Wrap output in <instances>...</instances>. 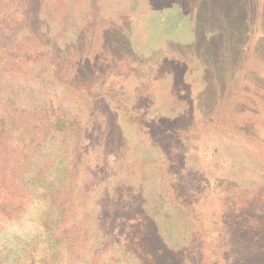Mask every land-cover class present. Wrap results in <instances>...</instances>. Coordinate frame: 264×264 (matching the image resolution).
I'll list each match as a JSON object with an SVG mask.
<instances>
[{"label":"rangeland","instance_id":"obj_1","mask_svg":"<svg viewBox=\"0 0 264 264\" xmlns=\"http://www.w3.org/2000/svg\"><path fill=\"white\" fill-rule=\"evenodd\" d=\"M28 3L15 9L21 24L7 47L62 60L70 78L92 82L102 95L93 99L60 83L48 62L6 59L0 107L49 105L80 119V173L92 195L81 210L93 214L94 227H108L136 264H154L156 233L180 264H203L202 251L218 264H264L257 262L264 259V226L246 223L223 200L226 180L264 186V0ZM107 93L120 96L142 127ZM233 119H257L260 138L211 124ZM171 179L198 220L170 200ZM155 192L161 201L149 200ZM195 223L201 239L192 236Z\"/></svg>","mask_w":264,"mask_h":264},{"label":"trees","instance_id":"obj_2","mask_svg":"<svg viewBox=\"0 0 264 264\" xmlns=\"http://www.w3.org/2000/svg\"><path fill=\"white\" fill-rule=\"evenodd\" d=\"M28 2L29 0H0V45L6 47L3 53H0V68L3 67L2 60L6 59L24 65L48 62L60 83L74 90H85L93 99H98L102 94L93 91V83L70 78L62 60L51 57L44 51L7 47L21 24L15 9L26 7ZM109 95L115 100L117 109L122 111L127 121L141 128V117L133 113L120 96ZM257 123V119H233L211 124L218 129L259 139ZM81 128L77 116L69 117L64 112L56 111L53 106L39 105L32 109L16 107L10 102L1 105L0 264L138 262V257H130L125 253L124 244L117 242L108 227L97 229L94 227L93 214L81 210L82 206L89 204L92 196L89 194V177L82 179L80 173L85 159V155L80 153L83 134ZM46 133H49V136H46ZM69 134L73 135L72 144L67 143ZM97 166L102 167L99 156ZM168 169V172L172 173V170ZM90 172L92 170L88 171ZM226 182L228 183L223 196L224 204L240 209L239 212L246 223L263 228L264 210L247 208L248 205L251 208L264 207V186L241 188L236 181ZM170 188V200L194 220H198L199 213L182 197L180 185L175 179H171ZM109 200L105 198V208H110ZM149 200L159 202L161 198L155 192ZM101 220L98 218V222ZM192 232L193 237L202 238L198 223H195ZM156 236V241L150 244V250L158 246L154 264H180L171 254L165 237L161 238L159 233H156ZM201 248H204L203 242ZM163 250L166 251L164 256ZM201 256L203 264H218L203 251ZM257 262L263 263L264 259H258Z\"/></svg>","mask_w":264,"mask_h":264}]
</instances>
